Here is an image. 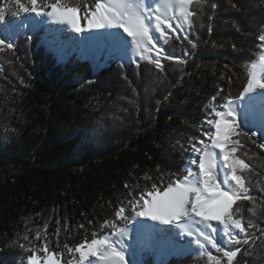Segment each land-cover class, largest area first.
<instances>
[{
    "label": "trees",
    "instance_id": "obj_1",
    "mask_svg": "<svg viewBox=\"0 0 264 264\" xmlns=\"http://www.w3.org/2000/svg\"><path fill=\"white\" fill-rule=\"evenodd\" d=\"M61 2L79 4L83 17L93 0ZM0 6L12 19L15 0ZM191 9L197 47L171 34L164 50L187 63L162 60L163 72L97 42L67 45L30 17L37 24L17 37L15 52H0V264H28L30 252L44 247L65 259L66 244L103 235L115 211L131 209L129 200L186 174L190 142L203 137L211 97L223 89L219 104L239 95L264 53V0H193ZM240 140L236 155L249 165L243 176L256 214L250 201L234 207L245 224L264 227V134ZM123 250L127 264H212L208 253L187 244L136 240ZM233 264H264V244L252 256L241 251Z\"/></svg>",
    "mask_w": 264,
    "mask_h": 264
},
{
    "label": "snow or ice",
    "instance_id": "obj_2",
    "mask_svg": "<svg viewBox=\"0 0 264 264\" xmlns=\"http://www.w3.org/2000/svg\"><path fill=\"white\" fill-rule=\"evenodd\" d=\"M196 3L200 4V0ZM192 4L193 0H93L81 17L79 4L67 6L61 0H26V3L15 0V10L10 13L12 19L7 18L8 9L0 6V29H3L0 31V52H15L17 37L32 31L37 24L36 20L29 19L34 13L40 18L39 22L47 20L67 25L74 33H87L85 40L110 41L120 49L131 46L133 56L163 72L162 60L172 61L178 67L187 63L186 59L164 50L171 34L180 33L182 36L176 35L175 39L187 40L192 48L197 47V42L190 39L195 31L193 16L197 14L191 9ZM212 8H216V4H212ZM21 14H24L22 18ZM15 18H20L18 23ZM81 18L86 21L83 25ZM26 38L30 42L31 37ZM259 40L264 44V35ZM180 70L183 72L182 67ZM257 89L264 90V53L259 56L258 63L251 65L246 87L239 95L229 94L219 104L214 102L223 89L211 97L205 118L208 127L203 133L207 142L204 138L192 139L190 151L195 156L190 157L185 175L169 180L164 187L153 183L147 193L128 201L131 212L127 214L125 206H121L115 211V221L104 222L103 226L111 229L110 234L100 238L93 234V238L75 248L64 246L68 253L79 254L78 264H94L89 257L96 258V264H127L123 249L124 240L129 236L128 225L136 220L138 228H144L137 219L140 217L174 225L181 235L191 238L189 243H194L199 252L208 253L212 264H222V261L233 264L241 251L244 256H252L258 242L264 244V227L251 219L245 224L239 215V206L234 205L240 200L250 201L253 206L248 211L253 216L256 214V197L250 195V185L243 176L249 165L236 153L243 147L241 136L250 138L257 132L264 134V100L257 108L251 95ZM253 128L255 132L251 131ZM259 147L264 148V143ZM23 239L27 241L29 237L25 235ZM220 239H224V245L218 242ZM211 249L222 253V257L212 255ZM27 259L28 264H72L71 257L61 261L46 247L39 255L30 252Z\"/></svg>",
    "mask_w": 264,
    "mask_h": 264
},
{
    "label": "bare ground",
    "instance_id": "obj_3",
    "mask_svg": "<svg viewBox=\"0 0 264 264\" xmlns=\"http://www.w3.org/2000/svg\"><path fill=\"white\" fill-rule=\"evenodd\" d=\"M32 17H33V15H31L30 18H32ZM37 21H40V18H38ZM39 23L41 24V26L46 25L48 27H51L50 25H52L53 27H57V28L63 27V29H64L63 31H65L66 33L71 34V35H76V36L78 35V33L72 32L71 29L66 25H58V24H53V23L48 24V22L45 20L43 22H39ZM84 34L87 35V33H84ZM51 35H52V33H51ZM129 40H130V38H129ZM110 43L112 44V42H110ZM112 48H117V47H115L112 44ZM117 49H119L123 54H132L131 46H129L128 48H124V49H120V48H117ZM251 95L253 97V101L255 102L256 107L258 108L260 102L262 100H264V90L258 89V90H256L255 93H252ZM137 219L140 220L145 225V227L142 229L138 228L137 222H136V220H134V226L136 227L137 232H139L141 234L140 236H142V237L145 236L146 234H148L149 232H151V234L156 233L161 237L165 236V237L169 238L171 242H173V241L177 242L176 244H178V242H181V244H187L191 248L198 249L194 243H189L191 238L186 236V235H181L179 232V229H177L174 225H164V224H161L159 221H152L146 217H140ZM88 259H92L94 261V264H96V258L89 257Z\"/></svg>",
    "mask_w": 264,
    "mask_h": 264
},
{
    "label": "rangeland",
    "instance_id": "obj_4",
    "mask_svg": "<svg viewBox=\"0 0 264 264\" xmlns=\"http://www.w3.org/2000/svg\"><path fill=\"white\" fill-rule=\"evenodd\" d=\"M178 14V13H177ZM33 15V19H36V20H38V18L37 17H35V14L33 13L32 14ZM45 21H47V20H45ZM48 22V24H50L51 22L50 21H47ZM86 23V21H84V23L81 21V24L83 25V24H85ZM41 24H39V26H40ZM51 27H50V33H52V36H54V37H57V38H59V39H62V40H64L65 41V43L67 44V45H70V46H73V45H76V44H83L82 43V40H81V38L79 37V35H71V34H68V33H66L65 31H63V30H61V28H57V27H53L52 25H50ZM67 26V25H66ZM66 29V28H65ZM83 34V37H85L86 35L84 34V33H82ZM86 42H92V41H88V40H85ZM105 43H106V41H105ZM97 45L98 46H100V47H102V44L101 43H97ZM115 50L119 53V54H121V55H125V56H127V57H136V56H133L132 54H123L119 49H117V48H115ZM258 90V89H257ZM244 106L243 105H241V108H243ZM208 127V125L206 124L205 125V127H204V129H206ZM202 138H204L205 140H206V137H202ZM206 142H207V140H206ZM217 151H219V150H217ZM195 156V154L194 153H192L191 151H190V157H194ZM186 167V166H185ZM147 198V197H146ZM129 212H131V209H126V214L127 213H129ZM128 228H129V236L128 237H126L125 238V240H124V243H126V242H130V241H136V240H142V241H146V240H151V241H153V242H155L156 244H160V238H161V236H159L158 234H156V233H154V234H151V232H149L148 234H146L145 236H140L141 234L139 233V232H137V229H136V227L134 226V220L132 221V223L131 224H129L128 225ZM110 232H111V229L110 228H106L105 229V231H104V234L103 235H108V234H110ZM101 237V235L100 236H98L97 238H100ZM173 245H177L176 243L177 242H175V241H173V242H171ZM178 244H181V242H178ZM71 257V259H72V264H78V259H79V254H71V256H69V257H67V258H65V259H60L61 261H67L69 258ZM42 258V257H41Z\"/></svg>",
    "mask_w": 264,
    "mask_h": 264
}]
</instances>
